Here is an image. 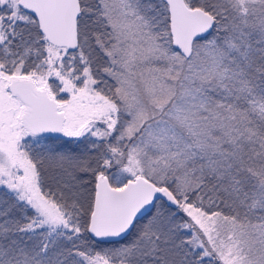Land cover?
Here are the masks:
<instances>
[{
	"label": "snow or ice",
	"instance_id": "1",
	"mask_svg": "<svg viewBox=\"0 0 264 264\" xmlns=\"http://www.w3.org/2000/svg\"><path fill=\"white\" fill-rule=\"evenodd\" d=\"M0 264H264V0H0Z\"/></svg>",
	"mask_w": 264,
	"mask_h": 264
}]
</instances>
